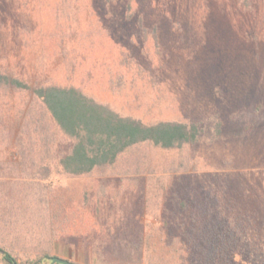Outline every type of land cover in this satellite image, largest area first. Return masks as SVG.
I'll list each match as a JSON object with an SVG mask.
<instances>
[{"label": "rangeland", "instance_id": "1", "mask_svg": "<svg viewBox=\"0 0 264 264\" xmlns=\"http://www.w3.org/2000/svg\"><path fill=\"white\" fill-rule=\"evenodd\" d=\"M1 63L72 84L123 116L198 129L183 148L139 143L101 172L50 180L44 145L66 138L32 90L0 96V239L18 261L44 251L77 264L114 262L113 248L128 247L121 239L162 223L159 176L176 197L171 214L205 217L227 203L228 214L264 219V0H0ZM18 107L22 121L12 123ZM21 152L22 171L13 168ZM231 255L219 249L212 263L230 264Z\"/></svg>", "mask_w": 264, "mask_h": 264}, {"label": "trees", "instance_id": "2", "mask_svg": "<svg viewBox=\"0 0 264 264\" xmlns=\"http://www.w3.org/2000/svg\"><path fill=\"white\" fill-rule=\"evenodd\" d=\"M7 64H0V96L4 98L11 91L32 90L33 95L49 114L52 123L66 138L62 146L60 142V144L54 143L51 147L44 145L46 154L40 161L44 168L43 174L50 180H54L58 174L78 177L101 172L119 163L121 156L139 143L145 142L162 150H170L183 148L196 141L198 135L196 123L168 120L145 123L131 116L119 114L107 104L96 101L72 84L41 80V76L35 78L30 76V78L23 66ZM32 72L37 75L36 71L32 70ZM10 108L12 106L6 107L5 110ZM10 112L13 113L11 116L14 118L12 123L22 121L21 108L11 109ZM10 112L2 113L3 117L6 116L3 118L4 121L8 120ZM21 141L23 140L18 139V143L14 145L16 150L25 148L21 147ZM55 146L54 152L49 154L48 152ZM24 158L25 155L21 152V162H17V166L13 168L22 171L24 167L21 164H24ZM51 161L55 164V172L48 167ZM29 163L33 164L34 160ZM153 166L156 167V164ZM1 168L5 173L4 168ZM166 168L162 167L163 170ZM23 172L28 174L27 171ZM157 178L159 186L155 187V191L148 188L147 192L154 191V194L160 195L156 209H160L159 216L162 223L153 229L152 234L149 232L146 235L144 233L139 235L141 234L139 232V234L135 233L138 237L129 236L121 239L128 247L124 250L113 248L112 253L117 260L108 264H143L144 262L169 264L170 261L171 264H213V258L219 249L224 257L227 253L232 254L230 264H238L242 258H245L243 264H264V219L246 220L242 216L228 214L227 211L231 212L232 207L227 203L223 206V203L217 204L216 210L211 213L206 212L205 217L199 215L182 217L177 213L171 214L166 207L173 205L176 197L173 194V198L170 192L165 191V186H162V183L169 180L168 176ZM183 193L182 188L180 195L187 209L190 194L188 195L186 191L183 198ZM207 196L213 203L211 193ZM197 210L200 209L197 208L196 212ZM155 237L158 242L152 241ZM227 240H230L228 242L230 251L222 249ZM150 253H153V256L149 255ZM56 257L43 251L33 258L28 257L20 262L16 253L0 239V260L4 264H46L48 261L64 264L55 261Z\"/></svg>", "mask_w": 264, "mask_h": 264}, {"label": "water", "instance_id": "3", "mask_svg": "<svg viewBox=\"0 0 264 264\" xmlns=\"http://www.w3.org/2000/svg\"><path fill=\"white\" fill-rule=\"evenodd\" d=\"M54 260L57 262L64 263V264H75L74 262L67 260L65 258H61V257H56Z\"/></svg>", "mask_w": 264, "mask_h": 264}]
</instances>
